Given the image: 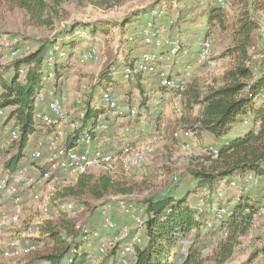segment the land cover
Instances as JSON below:
<instances>
[{
  "label": "rangeland",
  "instance_id": "1",
  "mask_svg": "<svg viewBox=\"0 0 264 264\" xmlns=\"http://www.w3.org/2000/svg\"><path fill=\"white\" fill-rule=\"evenodd\" d=\"M47 8L44 14L32 12L31 10L21 7L19 4L11 0H0V39L6 36L8 39L19 38L22 42L28 41L32 46V50H36L38 45L46 40L58 41L67 50V53L74 60L69 63L61 61L59 64H65L62 75L56 82L48 84L49 89L56 88L66 97L64 101V110L69 115H76L84 105L85 98L94 88L97 78L101 77V73L114 62L118 63L123 57L132 59L144 50V46L140 42L139 31L143 23L139 19H135L132 25H128L124 31L119 24L136 10H143L153 6L162 5L166 11L164 22L169 26L168 34L172 36L177 30H188L193 32H204L209 28L213 43L215 56L217 59V67L213 71H208L203 67L195 68L190 77L187 86V94L185 97L177 96L174 91L160 89L157 82L153 78L147 79L144 88H139L137 83L126 84L113 80L112 86H116L120 92L123 104H135L139 107V123L135 124V117L116 118L117 137L112 141V149L118 151L119 147L127 142L136 144L142 143L144 140L153 136L161 135L154 144V150L149 160L142 166L130 172H125L120 165L110 173L103 172L100 168L92 171L91 186L83 189L75 190L72 186L67 185L60 187L56 195V199L60 202L62 199L73 202L77 207V213L74 218L69 217L58 207V203H54L55 209L52 211L50 219L44 218L39 225L40 236L39 248L37 251L25 256V261H29L35 256H44L53 250V242L48 239L45 231L53 229L60 231L66 235V231H75L82 225L88 224L91 228L103 230L100 217L98 216L99 207L105 203H110L112 208L111 215L119 222L127 223L135 231L136 225L130 214H125L118 208L120 201H125L132 206H140L141 201L145 198L163 193L168 189H173L171 177L174 173L179 175L181 187L190 185L192 172L199 168H211L213 163H217L214 159L209 158L207 148L210 145L216 146V142L211 136L201 129L200 119L202 117L203 104L196 102L194 90L200 95H206L212 89L226 83L225 75L233 68L239 65L250 67L255 76L264 71V0H231L227 5L229 11L228 17H225V28L218 23H208L205 12L215 5V0H46ZM188 12V14H185ZM111 23L110 32L103 33L101 30L92 34L85 28L82 30L88 36L68 33V30L74 25H82L95 22ZM177 21L178 27L171 28V22ZM243 22L252 23L249 32L248 56L245 58L232 54L233 47L238 43V31L242 30ZM180 31V32H181ZM179 32V33H180ZM134 34L135 39L132 43L129 41V35ZM241 38V36H238ZM74 39L78 44L71 47L67 41ZM92 46L97 47L103 55V61H92L87 64H80L77 61L78 54ZM14 57L10 54V47L0 44V70L10 67ZM117 66V67H118ZM60 67V66H59ZM116 67V68H117ZM12 71V70H11ZM193 90V91H192ZM132 91L131 95L129 93ZM95 106L101 107L99 97L94 96ZM45 101L39 103L40 107L49 100L48 94ZM130 97V98H128ZM143 99V101H142ZM156 100H161V108L156 105ZM262 100V99H261ZM260 102V101H259ZM11 108H8L9 112ZM159 113V115H158ZM155 115H158L155 117ZM113 117V113H109ZM158 118V119H157ZM249 124L250 117H247ZM12 122V121H11ZM6 123V121L4 122ZM8 124V123H7ZM123 124L134 127L136 133L129 134L124 132ZM139 132H138V129ZM180 130L190 131L189 136L176 138L173 133ZM2 136H0V155L3 152L4 145L13 152L19 151V142L7 144L4 138L5 128H1ZM142 131V132H141ZM40 136L34 135L33 138ZM32 137V136H31ZM29 138L26 151H30L33 139ZM190 145V150L184 149L183 145ZM7 144V145H6ZM12 148V149H11ZM218 148V147H217ZM221 164V161L219 162ZM102 175H108L111 180L127 189L125 193L115 195H106L97 198L93 192L92 184ZM237 176L234 179H239ZM223 195L216 196L214 204L225 203L230 207L241 195L242 190L233 186L230 181L221 183ZM76 185V184H75ZM244 191L250 193L255 198L257 205H264V178H254L246 184ZM72 189V190H71ZM75 190V192H73ZM217 190V189H216ZM204 191L203 189L201 190ZM200 191V192H201ZM197 193L198 195L200 194ZM195 193H191L194 195ZM190 199L196 200L194 196ZM193 201V203H194ZM138 208V207H137ZM0 212L1 209H0ZM123 213V214H122ZM42 215L36 205L32 206L26 212L24 225L32 222L36 216ZM213 218L211 215H207ZM206 217V216H204ZM202 220L204 218H201ZM255 226L251 225L248 232L240 237L239 243L235 247V251L228 259L220 261L221 256L215 252L218 249V242L221 237H225V233L221 232L217 236L205 239L202 252L206 258V264H245L253 255L255 249L261 246L264 237V213L255 216ZM104 231V230H103ZM193 234L190 235V240ZM80 243V242H79ZM88 244V241L83 243ZM187 244L181 246L185 251ZM87 252L92 256H98L97 242L92 243ZM68 255L65 256V258ZM29 259V260H28ZM254 263L264 264V255H259ZM0 264H10L7 257L0 250Z\"/></svg>",
  "mask_w": 264,
  "mask_h": 264
},
{
  "label": "built area",
  "instance_id": "2",
  "mask_svg": "<svg viewBox=\"0 0 264 264\" xmlns=\"http://www.w3.org/2000/svg\"><path fill=\"white\" fill-rule=\"evenodd\" d=\"M215 1L221 5L228 4V0ZM165 16L166 11L162 5L150 8L138 34L144 50L132 59L123 57L119 66L113 68L112 77H119L120 83L140 82L143 85L147 79L153 78L160 89L175 91L180 97L186 90L195 68L203 67L213 71L218 63L209 28L204 32L195 33L190 41H182L168 34L169 26L163 20ZM75 34L88 36L82 30H76ZM128 38L132 43L135 35L131 34ZM0 44L10 47V54L14 59L33 52L30 43L22 42L19 38L8 39L3 36ZM191 58L194 60L191 61ZM71 60L74 59L59 42L48 48L45 58L48 67L46 85L39 92L37 102H44L47 94L49 100L43 107L37 108L34 114L36 125L41 130L40 136H30L33 139L30 157L23 158L16 170L10 173L1 172V168L5 161L10 159L12 152L10 151L7 157L2 153L0 155V250L10 264H24V257L38 250L41 244L38 240L39 225L44 218L50 219L55 209L54 203H58L60 210L69 217L74 218L76 215L77 207L73 202L64 199L58 202L56 199L60 187L75 185L79 178L91 174L96 168L110 173L120 165L125 172L133 171L149 160L155 141L161 136H153L136 145L129 141L115 151L109 144L112 142L110 137L99 136L101 131L109 127L106 113L93 118L86 126L83 124L86 111L79 110L73 116L67 114L63 105L66 97L54 87L49 89L48 84L58 80L54 70L57 64L61 61L69 63ZM77 61L80 64L99 62L103 61V55L97 47L92 46L78 54ZM94 86V96L99 97L102 107L119 118H134L140 113L137 105L123 104L118 88L103 82L101 77L97 78ZM156 105L161 106V100H156ZM7 113L5 109L0 110V136L1 128H5V142L10 145L19 140L21 125L15 121L4 123ZM93 121H96V124H93ZM189 132L187 130L181 133L177 130L173 136L178 138L183 134L187 137ZM69 136L76 137L74 144L67 143ZM183 148L190 150V145L184 143ZM6 149L8 148L4 145L3 151ZM208 149L213 157L219 156L217 147L210 145ZM253 178L254 173L250 172L239 179H232L230 183L243 191ZM171 179L174 186L180 185L177 173H174ZM203 190L194 201V208L201 213L208 212V215L213 217L206 216L203 219L204 225L211 228L215 223L221 222L227 214L228 205L213 203L216 196L222 198L224 192L221 186L217 190ZM34 205L42 215L24 225L26 212ZM118 207L123 213L130 214L136 225L135 231L132 232L129 224L117 222L111 215V209L116 207L105 203L99 207L104 231L93 229L88 224L82 225L78 229L81 236L71 243L70 254L60 264H74L82 250L89 249L95 242L98 256L88 254L86 264H132L137 247L146 242V217L138 213L135 206L123 200L119 202ZM257 213H264V205L258 208L256 215ZM253 225L255 226V220ZM86 241L88 244L84 245Z\"/></svg>",
  "mask_w": 264,
  "mask_h": 264
},
{
  "label": "trees",
  "instance_id": "3",
  "mask_svg": "<svg viewBox=\"0 0 264 264\" xmlns=\"http://www.w3.org/2000/svg\"><path fill=\"white\" fill-rule=\"evenodd\" d=\"M11 1L32 12L39 13V15L44 14L47 8L46 0ZM229 2L231 0H228ZM227 5L216 2L215 5L209 7L205 12L208 23H218L223 26L222 28H225V17L229 15ZM149 10V8L136 10L127 16L118 27L124 31L128 25L133 24L135 19H139V22L142 23ZM251 24L250 22H243L242 30L238 31L240 35H236L238 43L233 47L232 54L245 59L248 56ZM179 25L175 21V23H171V28ZM80 28H85L92 34L99 30L108 34L111 30V23L100 21L78 24L72 26L68 33L74 36L75 31ZM57 42L43 41L36 50L21 58L14 59L10 67L0 70V110L11 108L6 114V124L15 121L21 125V136L18 141H15L20 144L19 151L17 153L12 152L10 159L5 161L1 168L3 173L16 170L23 158L30 157L31 151H26L28 150L29 137L41 133L34 117L36 109L40 107L37 96L46 85L45 77L48 74V67L45 58L47 50ZM67 44L75 47L78 42L71 39L67 41ZM117 66L118 63L114 62L101 73L103 82L117 81V78L112 77L113 68ZM63 67L67 66L57 64L55 67L56 78L59 79L62 75ZM225 81V84L212 89L210 93L204 96L194 90L193 96L196 102L203 104L200 127L216 142L219 156L214 159L208 148L207 153L210 159L218 162L213 163L211 168L203 167L193 171L190 185L181 187L183 183H180L178 186H173L171 190L168 189L163 193L145 198L141 201L140 206H137L138 208L135 206L137 212L146 217L147 229L146 242L137 247L132 264H206V258L202 252L203 243L208 237L217 236L221 232H224L226 236L221 237L215 252L221 256L219 260L223 261L232 256L240 237L245 235L249 227L253 225L260 205H257L255 198L247 191L243 190L231 207L228 205L227 214L221 222L215 223L211 228H207L201 219L205 218L204 216H207L208 212H198L194 208V200L190 199L191 196L197 198V193L202 189L216 190L223 181H231L238 175L244 177L253 172L257 177L264 178V71L255 76L250 67L239 65L226 73ZM135 86L144 88L140 82ZM93 91L95 92V86L88 93L81 109L86 111L83 124L86 126L93 118L106 113L109 127L101 131L99 136L110 137L111 141H114V137H117V125L113 118H120L116 115L110 117L109 113L111 112L107 108L95 106L92 98ZM187 92V89L183 91V98ZM175 94L177 95V92ZM247 117H250L251 122L246 125ZM134 119L135 124H138L139 114ZM93 124H96V121H93ZM122 126L125 127L124 132L129 136L137 131L128 124ZM137 129L139 132L140 128ZM75 140L76 137L69 136L67 143L74 144ZM109 144L112 146V142ZM3 152V156L7 157L10 150L6 149ZM220 161L221 164H219ZM40 167L44 168V166ZM92 177L91 174L82 176L72 188L75 190L79 188L78 193L83 192L84 188L91 186ZM92 187L97 198L127 192V189H123L114 183L108 175L100 176L92 184ZM193 192L195 194L191 195ZM66 232L64 235L53 229L45 231L48 239L53 242V250L42 257L35 256L30 260L28 259L29 261L24 264H60L65 256L70 254L71 243L81 236L80 230ZM192 234L193 237L190 240L189 237ZM186 244L187 248L183 251L181 246ZM88 254L89 252L83 249L74 264H86ZM259 255H264V237L261 246L255 249L245 264H252Z\"/></svg>",
  "mask_w": 264,
  "mask_h": 264
},
{
  "label": "crops",
  "instance_id": "4",
  "mask_svg": "<svg viewBox=\"0 0 264 264\" xmlns=\"http://www.w3.org/2000/svg\"><path fill=\"white\" fill-rule=\"evenodd\" d=\"M181 31V30H180ZM179 30H177L176 32H175V34L172 36L171 34V36L172 37H174V38H176V39H179V40H182V41H190L191 39H192V37H193V35L195 34V33H198V32H193L192 34L190 33V31H188V30H182L181 32H180ZM180 32V33H179ZM200 33V32H199ZM193 54H194V49H193ZM192 60H194V59H192L191 58V61ZM111 84V83H110ZM143 87H145V86H143ZM130 94L131 93H129V96H130ZM128 98H130V97H128ZM95 103V102H94ZM95 105V104H94ZM99 213V212H98ZM98 216H99V214H98Z\"/></svg>",
  "mask_w": 264,
  "mask_h": 264
}]
</instances>
